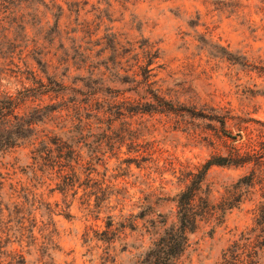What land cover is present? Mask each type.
Listing matches in <instances>:
<instances>
[{"label": "rangeland", "instance_id": "rangeland-1", "mask_svg": "<svg viewBox=\"0 0 264 264\" xmlns=\"http://www.w3.org/2000/svg\"><path fill=\"white\" fill-rule=\"evenodd\" d=\"M46 76L65 89L43 103L76 106L42 125L63 128L75 183L33 179L29 148L1 154L0 228L15 234L21 202L26 236L53 232L49 263L134 264L176 222L190 172L237 149L246 163L206 171L173 264H264V0H0V93Z\"/></svg>", "mask_w": 264, "mask_h": 264}, {"label": "trees", "instance_id": "trees-1", "mask_svg": "<svg viewBox=\"0 0 264 264\" xmlns=\"http://www.w3.org/2000/svg\"><path fill=\"white\" fill-rule=\"evenodd\" d=\"M36 62L47 74L41 60H36ZM46 77L47 82L37 79L33 80V86H22L14 92L0 93V155L13 152L18 148H29L31 161L27 167L32 178L41 179L53 174L57 177L63 176L65 179L64 189L69 191L75 183L76 172L73 163L76 164L79 160L71 158L69 165L65 161L68 156L67 152L63 151L66 148L62 138L63 128L46 129L42 128V125L46 120L54 117V113H62L56 116L61 119L63 111L68 116L70 109L74 110L76 106L75 103L65 100L51 104L43 103L45 95L58 96L59 92L65 89L49 76ZM53 85H57V87ZM152 97L154 103H146L150 108L165 103L155 94ZM68 100L70 101V99ZM221 124H223V120H221ZM67 151L74 153L70 149ZM246 162L247 158L236 149L228 156L215 161H206L202 164L201 169L190 172L189 183L176 196V222L166 224V220L159 221L164 225L162 231L134 264H173L187 246L188 234L195 229L198 217L205 211L207 201L199 193L203 177L210 165H242ZM66 168L70 173L63 174ZM255 176V172L248 174L249 184L254 182ZM10 187L16 193L17 198H23L24 203L34 205L36 202H40L32 189L20 186V189L17 190V186L13 184ZM20 192H22L21 195ZM14 209L20 216V225L13 235H10L6 228H0V264H51L48 261L51 258L50 251L58 249L52 239L53 232L41 236L40 239L35 237L32 232L26 236L24 228L21 226L26 219L21 215L23 214V203L17 202ZM152 222L156 223L154 220ZM111 226L112 220L109 218L106 222V229L102 232V240L106 243L111 241L112 234L116 232L115 229L110 228ZM13 244H17L20 249H12ZM10 245V249H7Z\"/></svg>", "mask_w": 264, "mask_h": 264}]
</instances>
